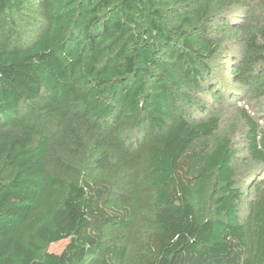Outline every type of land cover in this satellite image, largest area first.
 <instances>
[{
    "label": "trees",
    "instance_id": "1",
    "mask_svg": "<svg viewBox=\"0 0 264 264\" xmlns=\"http://www.w3.org/2000/svg\"><path fill=\"white\" fill-rule=\"evenodd\" d=\"M0 264H264V0H0Z\"/></svg>",
    "mask_w": 264,
    "mask_h": 264
},
{
    "label": "rangeland",
    "instance_id": "2",
    "mask_svg": "<svg viewBox=\"0 0 264 264\" xmlns=\"http://www.w3.org/2000/svg\"><path fill=\"white\" fill-rule=\"evenodd\" d=\"M242 104H243V102H240V105H242ZM64 244H65V241L57 243V244H54V245L51 246L50 249L52 251L59 252L63 248Z\"/></svg>",
    "mask_w": 264,
    "mask_h": 264
}]
</instances>
